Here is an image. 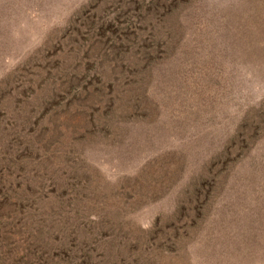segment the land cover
Instances as JSON below:
<instances>
[{
  "label": "rangeland",
  "instance_id": "rangeland-1",
  "mask_svg": "<svg viewBox=\"0 0 264 264\" xmlns=\"http://www.w3.org/2000/svg\"><path fill=\"white\" fill-rule=\"evenodd\" d=\"M0 264H264V0H0Z\"/></svg>",
  "mask_w": 264,
  "mask_h": 264
}]
</instances>
